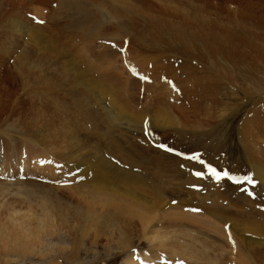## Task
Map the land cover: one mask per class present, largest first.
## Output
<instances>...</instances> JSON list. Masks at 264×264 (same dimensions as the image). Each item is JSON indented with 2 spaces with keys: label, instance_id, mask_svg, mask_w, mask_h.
I'll list each match as a JSON object with an SVG mask.
<instances>
[{
  "label": "rangeland",
  "instance_id": "1",
  "mask_svg": "<svg viewBox=\"0 0 264 264\" xmlns=\"http://www.w3.org/2000/svg\"><path fill=\"white\" fill-rule=\"evenodd\" d=\"M197 1L0 0V232L6 234L0 240V264H264V244L248 249L238 233L201 212L218 202L241 223H264V195L257 193L259 181L245 162L252 154L250 147L254 161H259V147L264 152V57L258 50L252 52L261 68L256 72L248 66L251 57L226 54L233 44L220 34L219 56L208 57L194 32L187 34L192 49L168 41L185 35L189 23L203 20L229 28L233 26L229 17L239 20V8L232 1L205 0L209 11ZM193 4L197 9H192ZM16 20L28 25L26 37L18 26L13 30ZM252 30L260 39L249 40L241 50L264 51V28ZM42 32L50 38L40 39ZM231 64L248 72L237 79L240 88L229 77L235 71L230 70ZM81 74L108 85L110 93L127 97L128 102L135 97L139 103H128L132 108L125 102L129 112L142 118L166 112L182 127L160 131L149 124L151 134L142 138L125 122H109L82 86ZM128 78L138 86L125 94L119 86ZM252 79V89L244 90ZM58 105L63 108L59 116ZM103 162H112L122 172L143 170L165 190L173 207L158 216L174 219L178 213L185 224L199 229L217 224L219 234L214 236L224 237V243L201 246L174 232L161 240L163 248L150 242L151 234H138L128 246L105 234L95 242V230L88 228L90 234L80 239V226L70 230L69 224L58 221V214L72 211L66 205L70 199L81 207L86 203L101 209L103 198H96L78 178L85 179ZM210 168L228 176L217 180ZM196 172L203 176L197 177ZM217 183L222 193H216ZM121 187L123 194L131 191L130 186ZM190 200L192 204H187ZM12 231L19 233L10 236ZM251 234L264 239V232Z\"/></svg>",
  "mask_w": 264,
  "mask_h": 264
},
{
  "label": "bare ground",
  "instance_id": "2",
  "mask_svg": "<svg viewBox=\"0 0 264 264\" xmlns=\"http://www.w3.org/2000/svg\"><path fill=\"white\" fill-rule=\"evenodd\" d=\"M135 1L142 2V3L146 2V0H135ZM229 1H232V2H229V3L237 4V6L239 8V9H237V10H239V13H238L239 20L237 18L233 19L232 17H229L232 20V23H233L232 27H229V28H218L215 24H211L210 22H206V24H204V21L202 20V21H199L198 24H196V25H190V23H189L187 25L186 30L184 29V33H185V31H187V33H185V35L177 36V38H178L177 40H174V39L168 37L169 38L168 41L171 40L174 43H178L180 48H189L191 46V44L187 40V38H189L187 36L189 35L188 33L194 32L193 35L195 36V38H194L195 41L196 42L198 41V45H200L204 49V52L206 53V55H208V57L210 55H212V54H215V55L219 56V34H220L223 37L225 36L224 38H226L227 44H228V42L233 44V46H231V48L226 51L227 52L226 54L239 53V54H242V55H244L246 57H251V56H253L252 52H254V50H258L259 53L261 54V56L264 57V51H262V50H260L258 48L251 47L247 51L241 50L242 46H244V47L248 46V41L249 40H253V41L255 40L256 41L257 39H260V37L256 38V36H255L256 34H255V32H253L252 29H258V30L262 31L263 28H264V26H263L264 25V0H257V1H259L258 3H256V1H254V0L253 1L252 0H229ZM197 2L198 3H203V5L206 7V9L208 11L211 10V7L209 6L208 3H206L205 0H199ZM227 3L228 2H226V4ZM194 4H193V6H191L192 9L194 7ZM186 6H187V4H186ZM198 6H199V4H198ZM221 6L222 5H220V7ZM196 7H197V5H195L194 8H196ZM220 7L218 6L217 9L219 10ZM127 8H130V7H127ZM198 12L201 13V10L200 9L196 10L197 14H198ZM216 12H217V10H216ZM223 12L227 13L229 11H227V9H225ZM201 18H200V20H201ZM167 20L170 21L169 19H167ZM195 20H199V19L195 18ZM18 21L19 20H16V22L13 21L14 24H13L12 28H13V30H15L16 26H18L17 27L18 31L22 32V34L24 33L25 37H26V35L28 33V25H26L25 23H22V24L18 23ZM237 21H239L241 24L239 22H237ZM173 23H174V21H173ZM191 24H193V23H191ZM171 25H172V23H171ZM189 30H191V31H189ZM34 32H35V30H29V33H34ZM33 36L36 37V35H33ZM184 36H186V37H184ZM45 38L49 39L50 37H47L46 34L44 32H42L41 35H40V39H45ZM173 42H171V43H173ZM33 43L37 44V42H33ZM161 46H163V45H161ZM193 47H194V45H193ZM105 49H107V50L109 49L108 45L105 46ZM109 51H111V50H109ZM141 52H143V51H141ZM103 54H105V53H103ZM112 54H113V52H112ZM106 55H107V53H106ZM233 56H235V55H233ZM101 58H103V57H101ZM252 59H254V60H252L251 63L248 66L252 70H254L256 72L261 71V68L259 69L258 66L255 63V57L252 58ZM70 64L72 65V63H70ZM224 64L226 66L229 65L226 62H224ZM231 65H233V66H231ZM231 65H230L231 66L230 70H232V72L234 70L235 71L233 72L234 75L230 73L229 77L235 83L234 86L238 87L236 84L239 83V81H238L239 80V76H244V73H246L248 75V72L243 70L242 67L239 68L238 65H234V64H231ZM75 66L76 65H74L73 68H75ZM234 67H236V69ZM74 70H76V69H74ZM237 70H239V75L238 76H237V72H236ZM261 74H264V69L261 72ZM255 76H257V75H255ZM214 77H217V76H214ZM80 78L85 80L84 84L81 83L82 86L83 85L86 86L88 91L94 96V102L96 100V103L98 104V106L101 107V110L104 111L105 114L107 115V117L109 118V122H110V120L113 123L125 122L128 126H130V127H128V130L132 129L135 133H138L139 135H142V138H145V135L148 134V133L151 134V130H150L149 124L151 125V127H153V129H156V130L159 129L160 131L164 130V129L167 130L168 128H171V129L173 128V129H177L178 130L177 125L179 126L180 124H179L178 121H177L178 122L177 123L176 120H174L170 116V114H167L166 112H159L158 111V113H152V115L150 117L148 116L147 118H142L141 115H136V113L129 112L127 110L126 105H125V102L127 103L128 106H130L128 103H136V104H138L139 102H136V100L134 99L135 98L134 96H133L134 98H132L130 100L131 102H128L126 100L127 97L125 98L122 95H121V97L123 98V100H121V97H118L115 93H110L111 90H112L111 88L106 89L108 85H104L103 86V83H101V84H98L97 82L94 83V82L91 81V79H88V77L85 74H81V76H79V79ZM79 79H78V81H79ZM253 79L255 80V78H253ZM253 79L250 81L249 84L246 81L248 86H243V84H242L244 90L250 91L252 89V87H250L249 85L252 84L251 82L254 81ZM261 79L264 80V78H261ZM127 81L128 82L124 86H119V88L121 90L126 91L125 94H127L129 92L131 93L132 90H136L137 89L136 86H138V85H135L134 81L131 82L132 80H130V78H128ZM257 83H258V81H257ZM258 84H260V83H258ZM45 85H47V84H45ZM216 85H217V83H216ZM51 86H54V85H51ZM55 88L57 89V87H55ZM238 88H240V87H238ZM164 106L165 105H163V107ZM55 107H56V109L58 108L57 109L58 113L56 115L59 116L63 112V110H62L63 108H62L61 105H58V107L57 106H55ZM130 108H132V107L130 106ZM60 118H62V117H60ZM148 121H150V122H148ZM44 122H46V121H44ZM47 122L49 123V121H47ZM146 123H148V127H146ZM62 125H64V124H62ZM44 127H45V125H44ZM179 127H182V126H179ZM256 128H257V130H261V128H259V127H256ZM107 136L108 135H106L105 137H107ZM260 149L261 148L259 147L258 150H257V154L259 156V161H254L252 159V157H250L253 154V150L250 147L249 151H251L252 154L249 153L250 154L249 159H246L245 162L248 165L252 166L254 176H255L256 180L259 181V186L257 187V189H258L257 193L260 196H263L264 195V166H263V164H264V152L262 150L260 151ZM258 151H260V152H258ZM128 163H130V161ZM112 164H113L112 162L111 163L103 162V164L101 166L95 167L92 170V172L89 175L86 176L85 179L78 178V180H79L78 182L80 184L82 183L83 186H87V188L90 190V193L95 194L96 198H103L102 199L103 201L102 200L101 201L104 202V203H101V205L103 204L101 209L97 208L96 206H92L90 204L87 205L85 202H84L85 205H83V207L85 208L84 209L83 207L80 206V204H78L77 202L71 201L72 199H70L69 202L66 201V205H68L70 208L72 207L71 208L72 211H70L71 209L68 208L70 212L67 211L65 214H62V215L58 214L59 217H60V218L57 217V218H59L58 221L60 219H62L65 222V224H69V229L70 230L71 229L73 230L74 226H76V227L80 226V229L78 231L79 234H80V239L85 237V233L87 234L86 229L88 228L89 230H91V229H93V231L95 230L94 231L95 232V236H94L95 237L94 238L95 242H97L96 240L100 237V235L105 234V236H109L110 239H114L115 238V239L118 240V242L123 243V244L128 245V246H131V242L133 240H135V238H137V236L139 237L138 234H141L142 236L143 235L148 236V235L151 234L152 237L149 236V237H151L150 238V240H151L150 242L153 245H157V247H162L163 248V244H164L165 241H163V243H162L161 240L166 239L167 238V236H166L167 234H170V233L171 234H175L177 232V233H181V234L185 235L186 237L190 238L192 241H194L195 243H198L201 246H215V244L219 243V245H218V247H219V246H221V244L224 243V239L225 238L224 237H220V235H219V239H222V240L220 242H217V241H219V239L216 236H214V234H216V235L219 234V233L216 232L218 230V228L216 227L217 224L218 225L219 224L220 225L224 224L225 226L230 227L231 230L235 231L236 233H238L241 237H243L245 239L248 249L252 250V248H254L255 245L261 246V245L264 244V239L257 238V237H255V236H253L251 234V233H253V234H262L264 232V223L263 224L259 223V222H245V223H241L235 217L232 216V214L228 210V208H224V207L219 206L218 202L217 203L215 202V204H214L215 206H212L211 208H207L206 210H205V208L201 209L202 214L203 213L208 214L209 216H211L212 218L215 219L214 221H217V224L215 223L216 224L215 226L214 225H210L209 229H208V227H207V229H206V227L205 228L201 227L200 229H203V230H200L199 228H197L196 225H190L191 223L190 224H185L183 222L182 216L179 215L178 213H176L173 216L174 219L173 218L171 219L170 215L169 216L166 215V216H163V217L158 216L159 213L165 212V211L168 212V210L170 208H173L172 205H171V202L168 201V199L166 197L167 193L165 192V190L161 191L158 188V186H159V185H157L158 183L156 184L155 182L151 181V178L149 179L147 177V175L143 173V170H140L138 173L137 172H122V171L117 170L116 168H113L114 166ZM132 164H134L135 166L139 165L135 161H134V163L132 162ZM83 166H84V164H83ZM72 167H74V166H72ZM76 171L77 170H74V172H76ZM137 171H138V169H137ZM93 181H98V182L96 183V182H93ZM108 181H110L111 183H108ZM189 181L195 183V181H193V179L192 180L189 179ZM173 185H175V184H173ZM216 185H215L216 186L215 190H217L216 193H222L221 188H219V186L221 184L217 183ZM121 186H126V187L130 186L131 187V191L126 189V193L123 194L122 192L119 191V189L122 188ZM180 188H182V187H180ZM148 189H150V190H148ZM178 189H179V187H178ZM202 189L204 190V188H202ZM137 191L142 192V193H147L148 195H150L152 197H150V198L142 197V196H140L138 194ZM188 192H190V191H188ZM239 197H238V201L240 199ZM165 200H167L168 203H166ZM191 200L189 202H186V203L187 204H189V203L192 204L193 201H191ZM212 203H214V202H212ZM204 205H206V204H204ZM62 207H63V205H62ZM203 207H205V206H203ZM184 210H191V209H190V207L184 206ZM55 212L58 213L56 210H55ZM157 213H158V215H157ZM157 217H158V220H156ZM74 218H76V220ZM76 221H77V223H76ZM73 222H75V224L71 225V224H73ZM159 223H161V225L163 223L164 225L159 226L158 225ZM61 224H63V223H61ZM211 226H213L214 229ZM210 227L213 230L210 229ZM172 228H174V229H172ZM14 231H12L11 233L9 232L11 235L8 234V236L9 235L10 236L18 235L19 232H17V234H14L13 233ZM147 231H150V232L147 233ZM89 234H87V235H89ZM4 235H6V234H4V232H0V240L5 237ZM19 236H16L17 238L16 237H13V238L18 240ZM170 238H168V239H170ZM77 240H76V242H77ZM81 241L82 240H80V244H82ZM74 242H75V240H74ZM77 246H79V245H77ZM165 251L166 250H164V252ZM218 262H219V260H218Z\"/></svg>",
  "mask_w": 264,
  "mask_h": 264
},
{
  "label": "snow or ice",
  "instance_id": "3",
  "mask_svg": "<svg viewBox=\"0 0 264 264\" xmlns=\"http://www.w3.org/2000/svg\"><path fill=\"white\" fill-rule=\"evenodd\" d=\"M42 22V21H41ZM192 159H196L199 161V157H192ZM200 163H203V161H199ZM210 171H211V174L217 179V180H220L222 178V176H228V173H220V172H217L214 168H210ZM195 175L197 177H201L203 176V173L202 172H196ZM245 179H248L249 183H251L252 181L245 177Z\"/></svg>",
  "mask_w": 264,
  "mask_h": 264
}]
</instances>
